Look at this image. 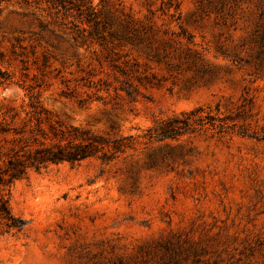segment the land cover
Returning a JSON list of instances; mask_svg holds the SVG:
<instances>
[{"label": "rangeland", "instance_id": "obj_1", "mask_svg": "<svg viewBox=\"0 0 264 264\" xmlns=\"http://www.w3.org/2000/svg\"><path fill=\"white\" fill-rule=\"evenodd\" d=\"M93 4L151 24L155 50L82 44L45 6L2 2L0 105L33 87L64 122L135 147L15 182L27 225L0 231V264H264V0ZM127 62L139 71L123 75ZM172 117L192 130L148 138Z\"/></svg>", "mask_w": 264, "mask_h": 264}, {"label": "trees", "instance_id": "obj_2", "mask_svg": "<svg viewBox=\"0 0 264 264\" xmlns=\"http://www.w3.org/2000/svg\"><path fill=\"white\" fill-rule=\"evenodd\" d=\"M5 1L10 0H0V4ZM18 1L27 6H45L58 17L62 16L65 24L71 25L75 41L82 44L95 40L106 44L111 39H117L155 50L151 43L156 39V33L151 24L117 10L107 11L104 20L102 11L93 4V0ZM198 2L202 6L203 0ZM106 32L110 38L106 37ZM189 54L192 56V52ZM120 71L128 76L129 71L136 73L139 69L136 64L127 62ZM135 80L144 85V79L139 75L135 76ZM22 89L23 98L28 99V103L0 105V231L8 234L21 233L27 225L24 219L13 213L10 195L14 183L27 178L31 171L38 172L63 163L80 165L90 159L111 162L135 147L131 136L99 134L89 128L64 122L42 104V92H35L33 87ZM124 91L129 98H133L135 89L124 87ZM189 119L172 117L159 121L148 130V138L158 141L175 139L192 130Z\"/></svg>", "mask_w": 264, "mask_h": 264}]
</instances>
